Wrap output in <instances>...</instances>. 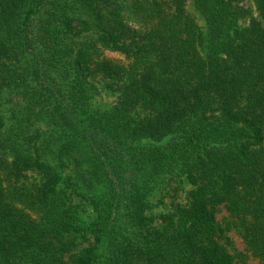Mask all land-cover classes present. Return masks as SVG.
<instances>
[{
	"label": "trees",
	"instance_id": "obj_1",
	"mask_svg": "<svg viewBox=\"0 0 264 264\" xmlns=\"http://www.w3.org/2000/svg\"><path fill=\"white\" fill-rule=\"evenodd\" d=\"M188 1L0 0V264H264V0Z\"/></svg>",
	"mask_w": 264,
	"mask_h": 264
},
{
	"label": "rangeland",
	"instance_id": "obj_2",
	"mask_svg": "<svg viewBox=\"0 0 264 264\" xmlns=\"http://www.w3.org/2000/svg\"><path fill=\"white\" fill-rule=\"evenodd\" d=\"M243 3L250 9V14L253 16H259L258 14V10L256 9L254 3L252 0H245L243 1ZM187 9L189 11L190 14H192L195 19L198 21V23L204 28L205 27V21L203 18V15L201 14V12H199L194 5L193 0H189L188 4H187ZM249 15V16H251ZM250 20L249 17L244 18L242 21L244 23H247ZM116 53H114L115 55ZM100 100L103 104H113L114 101H116V97L114 96H110V95H106L104 93H102L100 96ZM189 188L188 185L184 186V189L187 190ZM184 195V191L181 192V197ZM160 208V207H159ZM228 215V211L225 209V207L223 205L220 206V208L218 209L217 212V218L219 219V221H223V219ZM234 226V225H233ZM228 234L231 237L232 240V244L230 246V248L232 250H237V251H245V247L246 244L241 236V234L239 233V231L237 230V228L233 227ZM248 260L250 262L253 263H258L259 259L254 257L253 255H251L250 252H248Z\"/></svg>",
	"mask_w": 264,
	"mask_h": 264
}]
</instances>
